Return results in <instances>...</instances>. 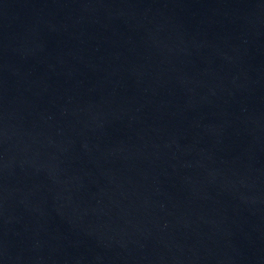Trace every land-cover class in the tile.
I'll list each match as a JSON object with an SVG mask.
<instances>
[{"label": "water", "instance_id": "water-1", "mask_svg": "<svg viewBox=\"0 0 264 264\" xmlns=\"http://www.w3.org/2000/svg\"><path fill=\"white\" fill-rule=\"evenodd\" d=\"M264 0H0V264H263Z\"/></svg>", "mask_w": 264, "mask_h": 264}]
</instances>
